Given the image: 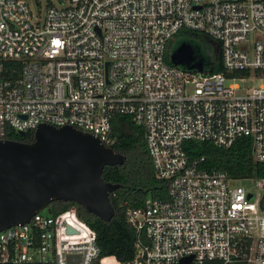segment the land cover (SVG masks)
<instances>
[{"label": "built area", "instance_id": "built-area-1", "mask_svg": "<svg viewBox=\"0 0 264 264\" xmlns=\"http://www.w3.org/2000/svg\"><path fill=\"white\" fill-rule=\"evenodd\" d=\"M34 4L0 0V139L6 128L69 125L110 147L111 119L129 116L167 196L125 211L135 231L130 260L101 256L70 206L0 231V264H264V177L256 197L184 148L250 137L253 158L264 162V0ZM182 29L218 43L220 71L209 72L210 57L202 72L165 59Z\"/></svg>", "mask_w": 264, "mask_h": 264}, {"label": "water", "instance_id": "water-1", "mask_svg": "<svg viewBox=\"0 0 264 264\" xmlns=\"http://www.w3.org/2000/svg\"><path fill=\"white\" fill-rule=\"evenodd\" d=\"M169 59L189 70H204L203 60L187 42L174 46ZM33 138L0 139V231L27 222L59 200L110 220L114 209L109 194L120 185L104 181L101 173L105 166L122 164L123 155L69 125L39 124Z\"/></svg>", "mask_w": 264, "mask_h": 264}, {"label": "trees", "instance_id": "trees-1", "mask_svg": "<svg viewBox=\"0 0 264 264\" xmlns=\"http://www.w3.org/2000/svg\"><path fill=\"white\" fill-rule=\"evenodd\" d=\"M182 33L192 39L202 35L193 30L182 29L176 36ZM186 42L193 50L198 48L201 51L199 44L192 41ZM215 45L216 51L209 47L210 52L208 51L206 55L211 61L209 72H218L221 69L220 54L217 51L218 43ZM110 135L115 139L110 148L124 157L122 164L105 166L101 173L104 181L120 185L109 194L110 203L114 209L112 218L108 221L101 220L72 201H53L48 205V211L56 214L70 206H75L80 218L95 232L100 255L114 256L119 261H127L134 253L135 231L127 223L125 211L128 208L141 207L149 196L165 198L166 183L154 176L141 126L133 123L129 116L115 115L111 119ZM5 138L21 142H31L34 139L32 130L19 134L10 128H6ZM184 148L191 158L203 157L201 166L207 170H222L230 177L237 179L264 177V162L253 158L250 137H240L225 148L218 147L209 141L188 140ZM259 205L264 210V196L261 197Z\"/></svg>", "mask_w": 264, "mask_h": 264}, {"label": "rangeland", "instance_id": "rangeland-1", "mask_svg": "<svg viewBox=\"0 0 264 264\" xmlns=\"http://www.w3.org/2000/svg\"><path fill=\"white\" fill-rule=\"evenodd\" d=\"M30 5L32 6L33 9H36V6L34 4V0H28ZM34 11V10H33ZM43 13V8L41 10V14ZM182 41H192V43H197L201 47V51L204 53V55H208L209 47L211 50L216 51V45L215 41L211 38H207L203 35H199L197 39H192L190 36L186 35L185 33L180 34L179 36H174L170 46L168 45L166 54H165V59L168 61V57L171 53V50L174 45L181 43ZM207 50V51H206ZM209 51V52H208ZM208 52V53H207ZM260 81L258 80H252L248 82L249 86H256ZM235 185H240L244 187L245 190L251 191L256 197L261 195V189L256 186V179L253 178H240L236 179ZM150 197V196H149ZM43 212H47V208L43 209Z\"/></svg>", "mask_w": 264, "mask_h": 264}, {"label": "flooded vegetation", "instance_id": "flooded-vegetation-1", "mask_svg": "<svg viewBox=\"0 0 264 264\" xmlns=\"http://www.w3.org/2000/svg\"><path fill=\"white\" fill-rule=\"evenodd\" d=\"M194 50H195V49H194ZM195 52H196V54L198 55V57H199L200 59H202V60H204V61H208V60H209V58H208L206 55H204V53L201 52L200 49L197 48V50H195ZM207 59H208V60H207Z\"/></svg>", "mask_w": 264, "mask_h": 264}, {"label": "snow or ice", "instance_id": "snow-or-ice-1", "mask_svg": "<svg viewBox=\"0 0 264 264\" xmlns=\"http://www.w3.org/2000/svg\"><path fill=\"white\" fill-rule=\"evenodd\" d=\"M56 43H58V42H56Z\"/></svg>", "mask_w": 264, "mask_h": 264}]
</instances>
